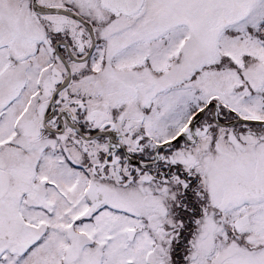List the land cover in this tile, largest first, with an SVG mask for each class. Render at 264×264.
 <instances>
[{"label":"snow or ice","instance_id":"snow-or-ice-1","mask_svg":"<svg viewBox=\"0 0 264 264\" xmlns=\"http://www.w3.org/2000/svg\"><path fill=\"white\" fill-rule=\"evenodd\" d=\"M0 264H264V0H0Z\"/></svg>","mask_w":264,"mask_h":264}]
</instances>
